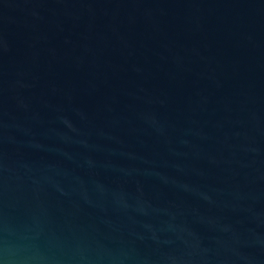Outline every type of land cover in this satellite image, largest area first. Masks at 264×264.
<instances>
[{
  "label": "water",
  "instance_id": "water-1",
  "mask_svg": "<svg viewBox=\"0 0 264 264\" xmlns=\"http://www.w3.org/2000/svg\"><path fill=\"white\" fill-rule=\"evenodd\" d=\"M0 264H264V0H0Z\"/></svg>",
  "mask_w": 264,
  "mask_h": 264
}]
</instances>
